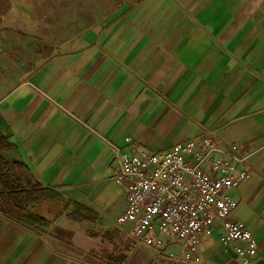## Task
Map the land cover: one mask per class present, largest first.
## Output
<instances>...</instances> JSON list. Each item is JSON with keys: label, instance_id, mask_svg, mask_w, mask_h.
<instances>
[{"label": "crops", "instance_id": "obj_1", "mask_svg": "<svg viewBox=\"0 0 264 264\" xmlns=\"http://www.w3.org/2000/svg\"><path fill=\"white\" fill-rule=\"evenodd\" d=\"M206 130L251 164L231 194L258 245L248 264H264V0H0L2 153L62 196L49 227L0 212V264H186L116 223L114 147L164 152ZM220 232L190 264H243Z\"/></svg>", "mask_w": 264, "mask_h": 264}, {"label": "built area", "instance_id": "obj_2", "mask_svg": "<svg viewBox=\"0 0 264 264\" xmlns=\"http://www.w3.org/2000/svg\"><path fill=\"white\" fill-rule=\"evenodd\" d=\"M131 139L127 138V142ZM113 179L127 187L126 210L116 223H131L139 245L167 250L179 245L186 264L199 261L198 247L217 228L220 243L248 264L258 254L255 237L234 216L231 190L250 178L251 164L215 131L185 140L169 151L131 154L114 147Z\"/></svg>", "mask_w": 264, "mask_h": 264}, {"label": "trees", "instance_id": "obj_3", "mask_svg": "<svg viewBox=\"0 0 264 264\" xmlns=\"http://www.w3.org/2000/svg\"><path fill=\"white\" fill-rule=\"evenodd\" d=\"M12 147L13 144L0 132V212L34 228L49 227L44 203L62 196L36 182L25 164L5 158L2 152ZM30 207L36 212L30 211Z\"/></svg>", "mask_w": 264, "mask_h": 264}]
</instances>
